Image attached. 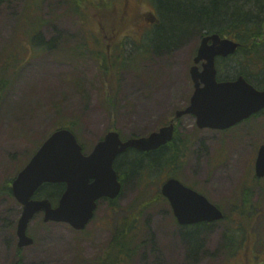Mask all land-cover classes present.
<instances>
[{"label":"rangeland","instance_id":"374dc122","mask_svg":"<svg viewBox=\"0 0 264 264\" xmlns=\"http://www.w3.org/2000/svg\"><path fill=\"white\" fill-rule=\"evenodd\" d=\"M25 2L0 11V63L2 55L23 38L24 27L18 23V14ZM52 2L54 0H46L39 8V16L45 20L49 17L51 20ZM131 3V12L138 7L141 15L154 14L160 18L154 0H133ZM117 7L123 8V0H118ZM55 9L54 5L52 11ZM57 11L59 15L64 14L65 7L60 6ZM90 20L85 21L90 26L84 27V32L100 33L98 23ZM75 21L63 15L60 21L44 25L41 32L46 40L64 34L77 36L80 28ZM142 24L132 25L118 38L119 46L125 50L123 57L129 59L146 52L144 57L147 58H134V68L126 67L121 72L117 92L119 99L112 104L114 109L109 108L113 115L107 112L106 106L110 104L104 101L111 97L105 85L106 79L100 64L89 54L84 52L77 60H69L66 52L36 53L34 58L27 60L12 79L0 103V187L26 165L38 143L61 119V110L66 116L64 119L76 123L80 141L89 153L110 128L119 131L124 139L131 135H147L162 126L177 109L186 106L183 99L192 87L189 70L199 34H191L177 46L168 48L169 45L160 41L156 33L148 43L144 36L155 25ZM97 39L93 37L96 46ZM100 53L105 55V50L101 48ZM164 87L171 96H161L160 90ZM145 98L152 100L149 102ZM54 104H59L57 109ZM181 123L182 136L191 138L192 142L182 169L175 174L226 211L229 220L184 238L178 231L171 208L164 202H155L136 212L139 223L144 227L140 230L139 240L146 241L132 264H226L227 258H230L228 264H245L246 252L249 264H264V179L257 180L254 172L258 149L264 144V114L225 132L199 130L191 116L183 117ZM166 175V172L157 169L148 177L160 181ZM132 181L129 185L125 184L121 207H127L134 201L136 205L137 202L139 205L148 202L158 191L159 185L153 184L148 193L142 194L139 192V179L134 177ZM246 190L251 192V203L261 207V216L253 229L256 239L247 233L245 249H237L232 256L236 244L229 239L234 235L230 227L236 224L234 228H237L244 223L246 231H250L252 223L248 215L244 217L241 214L243 210L239 204H232L239 207L233 213L234 222L230 217L231 203L241 200L242 192ZM11 204L16 203L12 201ZM13 216L0 203V217L11 223L15 218ZM0 223L2 226V221ZM104 226L111 229V226ZM15 227H6L9 236ZM87 232L86 235L79 234L63 224L45 225L42 216L38 215L29 227V233L37 238V242L27 256L30 261L25 264H75L76 252L79 264L83 261V239L89 240L93 248H102L109 240L107 233H96L92 229ZM234 239L239 242V238ZM198 240L202 244L199 251L192 254L189 244L197 246ZM56 256L63 262L54 263Z\"/></svg>","mask_w":264,"mask_h":264},{"label":"water","instance_id":"95a60500","mask_svg":"<svg viewBox=\"0 0 264 264\" xmlns=\"http://www.w3.org/2000/svg\"><path fill=\"white\" fill-rule=\"evenodd\" d=\"M238 47L236 42L222 39L218 34L202 40L190 71L196 90L190 106L179 111L178 118L193 115L200 129L227 130L264 110V91L257 90L243 77L233 82L217 81L216 58L232 55ZM202 61L200 71L198 64ZM173 135L174 125H171L147 138L123 142L120 134L113 131L86 157L73 132L62 129L52 134L12 186L13 195L24 206L18 224L19 246L33 244L27 229L40 212L45 213L46 223H66L77 231L84 230L98 200L116 199L121 194L122 184L114 169L117 157L129 148L141 152L156 150L169 143ZM255 170L257 178H264V145L259 149ZM45 184L66 185L57 208H53L49 200H32ZM162 193L182 226L219 222L224 218L222 211L205 196L179 180L168 181Z\"/></svg>","mask_w":264,"mask_h":264},{"label":"trees","instance_id":"16d2710c","mask_svg":"<svg viewBox=\"0 0 264 264\" xmlns=\"http://www.w3.org/2000/svg\"><path fill=\"white\" fill-rule=\"evenodd\" d=\"M23 1L25 0H0V11L4 7L10 8L16 4L19 5ZM45 1L26 0L23 10L18 14V23H22L21 26L24 27L23 38L2 55L0 63V103L17 72L22 69L30 57L34 58L36 53L66 52L69 58L75 55H77L76 58H79V55L83 56L85 52L95 60H100L102 57L101 71L106 79L105 85L110 89L117 88L119 83L118 72L121 71V67H126V61L121 64L125 50L117 44V39L125 30L124 27L126 28L130 24L129 21L133 24L132 18L129 19L125 10L117 7L118 0H54L52 8L55 5L56 9L52 11L50 6L52 15L50 21V17L45 20L39 16V8ZM154 3L161 22L151 34H159L160 41L166 42L169 45L168 48L177 46L191 34H219L222 37H228L239 42L238 55L247 58L249 69L258 66L260 63L264 65V0H154ZM60 6L65 7L64 14L61 15L57 14ZM63 15L76 20L75 22L78 23L80 28L79 35L64 34L46 40L41 32L42 27L60 21ZM88 18L91 19L90 22H93V19L99 24L100 33L84 32V27L90 26L88 22L85 23ZM88 33L92 37L98 38L97 50L90 47ZM114 40L115 44L112 45L110 42ZM71 44L75 46L69 48ZM101 48L105 50V55L98 56ZM113 75L117 77H113ZM246 77H251L252 83L256 87L264 88V77L256 81L254 77L257 79L258 76L253 75L251 71H248ZM53 106L57 109L59 104ZM61 112L62 117L56 121L55 130L58 128L76 130V123L64 119L66 116L62 110ZM164 154V150L140 153L129 149L116 162V167L120 170L121 180L131 181L134 177H137L142 181L146 179L148 171H155L161 166L174 167V165L180 164L182 155L178 152L168 154L167 162H164ZM12 182L13 180L0 187V196L11 195ZM141 187L142 194H144L148 189ZM63 191V185H45L40 190L39 195L54 201ZM158 194L161 195L159 191ZM243 195V203L247 204L249 190L245 191ZM154 197L156 198H153L152 201L158 200L157 196ZM150 203L152 202L141 204L140 212ZM126 211L128 216L130 208H127ZM243 211L245 212V210ZM128 220L133 221L132 218ZM135 225L136 222H133L132 226H129L134 227ZM122 228H124V225H122ZM203 228H205V225L198 227L199 230ZM130 233L120 235V264L126 263L131 258L133 259L137 247H139L136 241L139 236L138 233L133 232V235ZM193 234V232H188L187 237ZM201 244L202 241L200 240H198L197 246L190 242V252L196 254Z\"/></svg>","mask_w":264,"mask_h":264},{"label":"flooded vegetation","instance_id":"af4514ba","mask_svg":"<svg viewBox=\"0 0 264 264\" xmlns=\"http://www.w3.org/2000/svg\"><path fill=\"white\" fill-rule=\"evenodd\" d=\"M131 1H133V0H125V5H124L123 9L125 10V13L128 15L129 19L132 18V22H133L132 25L133 26H136L138 24H139V26H142L143 25L142 23L146 24V23H153L154 22L153 19H150V17H149L150 15H148V14L147 15L146 14L141 15L138 7L134 11L132 10V12H131V9H130L131 4H132ZM133 8H135V7H133ZM129 23H131V22L129 21ZM207 35H210V34L204 33L203 35H199V42H198L197 48L195 50V53L192 56V65L194 64V59L197 56L201 42L204 39V37ZM152 37H153V35L144 36V38L148 40V43L150 41H152ZM148 46H150V45L148 44ZM215 63H216V68H217V72H218L217 73V75H218L217 79L219 82H233V81H236L237 79H239L240 77H243L244 79H248V80H250V82H252L251 77L250 78L246 77L248 71H251V73L253 75L258 76L257 79H256V77H254L255 78L254 80H256V81L260 80V79H262V77H264L263 76L264 75V65L262 63H260L258 66L252 67L249 69L247 58H243V57L239 56L238 51L235 54L229 55L227 57H223V56L217 57L215 60ZM203 64H204V62L202 61L198 65L200 71L203 70ZM189 75H190V70H189ZM190 81L192 82V87H190L188 89V95H187V97H185L183 99V102L186 103V106H184L181 109H177L173 115H170L167 117L165 123H163L162 126H159L158 128L152 130L149 134H147V135H133L134 137H148L150 134H152L154 132H158L163 127L174 125V135H173L172 140L169 143L165 144L164 146H162L156 150L145 152V153H151V152H157L159 150H164L165 151L164 162H167V155L168 154H170L172 152H178L182 156H184V155L186 156L189 149H190V145H191L192 140L189 137L182 136V135H184V133H182L183 129L181 130V126H182L181 119L183 117H186V116L187 117L191 116L195 120H196V118L192 115H185V116H182L180 118L177 117V114L179 111L186 110L191 104V100H192V97H193L194 92H195V85L192 81L191 75H190ZM258 89L264 90V88H258ZM159 90L160 89H154V91H159ZM160 91H162L161 96H164L165 94L168 97L171 96L170 92H167L168 89H166L165 87L162 88ZM145 99H146V101H149V102L152 100V98H145ZM260 114L261 115H259L257 118L262 116L264 114V111ZM196 126H197V120H196ZM206 130H208V129H206ZM169 146H171V147H169ZM130 149H132V148H130ZM133 150H135V149H133ZM137 152H139V151H137ZM140 153H142V152H140ZM84 154L87 155L89 153H86L84 151ZM118 158H117V160H118ZM117 160H116V162H117ZM116 162H115V165H116ZM115 169L118 173L119 180L122 183V191L125 190V184L129 185V184L135 182L132 180H131L132 181L131 183L129 180H125V181L123 180L122 181L120 170H118L117 167ZM181 169H182L181 164H176V165H174V167H169V166H165V167L163 166L162 167L161 166L158 170L166 172L167 175L164 176L160 181H157L154 178L148 177L144 181L143 186H145V185L152 186L153 184H156V185H159L161 187V190H162V186L167 181H169L171 179H178L182 183H184L186 186L191 187L192 189H195L192 185L186 184L185 182H183L177 176V174H175L177 171H179ZM153 172L154 171H148L147 176L151 175ZM135 185L137 186L138 183L135 182ZM139 185H140V183H139ZM140 188H141V185H140ZM140 191H141V189H140ZM147 191H150V189H148ZM155 195L160 199L158 202H164L170 207V202L166 197H164V195H162V196L159 194L158 195L155 194ZM122 196L123 195H121L116 200H109V199L104 198V199H101L100 201L97 202V207H96V210L94 212V216H93L92 220L90 221V223L88 224V226L86 227V229L81 234L86 235L88 233L87 231L89 229H92V230L96 231V233H107V235L109 236V240L106 244H104L105 245L104 247L93 248V245L90 244L89 240L83 239V248H82V255H83V262L82 263L83 264H88V261H90V260L94 264H104L105 259L109 260V258H106V257L109 255L110 250H113L114 261H116V259L119 258V247H120L119 235H120V231H121L120 223L123 220V219H121V213H120V211H121L120 201H121ZM11 198L12 197H8V196L0 197V203H2L3 206L5 205L6 210L13 213L14 214L13 217H15L14 220H11V223L8 222L7 219H3L0 217V219H1L0 222L2 221V223H3L2 226L0 225V228H1L0 229V264H25V263L30 261V260H28L27 256L31 252L30 249L32 247H27V248L19 247V239L17 236V227H15L13 229V234L11 236H9V233L7 231V228H6L9 226L14 227V225L17 226L18 221H19L21 214H22V210H23L21 205H19L17 203L11 204L12 203ZM153 198H156V197L152 196V199ZM151 202H152V204H154L155 200L154 201L151 200ZM54 207H56V206H54ZM103 209H104V211H102ZM145 218H146V216H145ZM104 225L111 226V229L108 230ZM201 225H205V228H203L202 230H199L198 227ZM213 225L214 224L203 223V224H198L196 226L189 227L186 229H188L190 232H193V233L199 232L198 234H200L204 231V229H207L208 227H211ZM138 228H139V226L132 227L131 232H135L136 229H138ZM178 231L183 234L185 231V227H179ZM28 235L31 236V234L29 232H28ZM32 238L34 239L35 242H37L36 237H32ZM98 241H99V237L97 238V242ZM71 252H72V250H71ZM58 254H55V255H58ZM74 256L76 258L73 261H75V264H76L77 252L74 254ZM57 261L63 262V260L61 258H59V256H56V258L54 259V263Z\"/></svg>","mask_w":264,"mask_h":264}]
</instances>
